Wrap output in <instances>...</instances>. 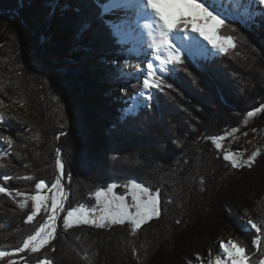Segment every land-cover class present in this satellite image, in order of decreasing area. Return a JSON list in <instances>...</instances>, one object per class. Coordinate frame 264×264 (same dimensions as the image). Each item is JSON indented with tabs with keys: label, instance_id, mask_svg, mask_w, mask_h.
Returning a JSON list of instances; mask_svg holds the SVG:
<instances>
[{
	"label": "trees",
	"instance_id": "16d2710c",
	"mask_svg": "<svg viewBox=\"0 0 264 264\" xmlns=\"http://www.w3.org/2000/svg\"><path fill=\"white\" fill-rule=\"evenodd\" d=\"M94 11L92 0H0V250L20 247L48 216L52 193L27 219L36 183L53 192L58 158L66 188L48 243L0 264H176L225 237L245 249L246 264H260L264 151L233 168L213 140L249 116L264 117V23L253 18L257 33L224 17L219 34L233 47L210 58L181 53L169 67L178 78L165 73L155 99L109 117L106 82L126 58L118 38L75 39L80 17ZM82 151L92 158L88 167L79 163ZM128 181L159 195V216L135 231L125 222L65 225L69 211L95 207L96 192L110 185L126 196Z\"/></svg>",
	"mask_w": 264,
	"mask_h": 264
},
{
	"label": "snow or ice",
	"instance_id": "6c2138e0",
	"mask_svg": "<svg viewBox=\"0 0 264 264\" xmlns=\"http://www.w3.org/2000/svg\"><path fill=\"white\" fill-rule=\"evenodd\" d=\"M92 2L97 5L100 11H94L88 16L80 17L75 35L77 41L88 33L94 34L102 42H108L113 38L120 37L122 34L118 29L121 25L106 20L104 14L120 7L134 10L136 15L135 28L143 31L151 54V57L147 60V76L143 79L146 101L155 99L154 94L151 92L152 88L161 89L163 80L169 79L165 73H172V79L178 78L175 70L169 68L168 65L180 63L181 52H184L185 49H196L199 51L196 37L192 33H197L203 41H206L213 50H217L219 53H226L230 47L234 46L230 37H224L219 34L220 26L224 24V21L219 18L218 13L214 14L216 12L213 7L215 0H212V3L208 4V6H205L207 0H204V2H201V0H109V3L106 4H100L99 0H92ZM259 2L264 5V0H259ZM210 8L212 9L211 11L209 10ZM75 11L79 13L80 9L77 8ZM109 28L113 29V31L109 32ZM115 42L121 43L122 41L116 39ZM84 51H91V49L84 48ZM157 64L159 67H156ZM171 86V84L168 85V87ZM213 143L217 149L221 148V144L216 140H213ZM223 158L225 161H232L233 168L237 167L231 154L226 153ZM79 163L88 167L93 161L87 152L82 151ZM56 165L58 169L62 167L59 158L56 161ZM60 183L61 180L57 179L52 188H58ZM45 186L44 181L35 185L37 194L32 197V200L35 202L36 209L33 215L27 217L28 221L33 220V216L40 210L41 205L47 199V197L39 194ZM132 187L138 189L141 195L138 196L136 192H133L131 205L125 204L124 197L120 196L118 198L120 203L115 204V210L110 211L107 216H102L100 218L101 221L110 219L113 224H122L125 219H130L134 226L133 231H135L145 221L151 220L153 216H159L160 201L158 196L152 195L147 187H141L140 184H133ZM112 189L113 185H110L108 192H112ZM4 191L5 189L0 187V192ZM101 195V192H96L98 200ZM107 203L109 209H112L114 202L109 200ZM20 207L23 208L24 205L21 204ZM59 207L61 205L57 203L56 197L53 196V214L48 217V221L41 225L35 235H31L24 240L23 248L17 249V251L22 252L31 248L33 252H36L38 248L48 243V237L53 235V232L48 231V229L54 230L55 211ZM67 216L72 217L73 212L69 211ZM49 221L52 223H49ZM64 223L65 225L68 224V218H65ZM84 223H88V220L85 219ZM99 226L104 227V224L101 223ZM252 227L255 228L256 226L253 224ZM220 248L231 264H245V249L243 247L230 240L222 243ZM5 255V252L0 251V257ZM213 264H226V261L222 260L218 255Z\"/></svg>",
	"mask_w": 264,
	"mask_h": 264
},
{
	"label": "rangeland",
	"instance_id": "374dc122",
	"mask_svg": "<svg viewBox=\"0 0 264 264\" xmlns=\"http://www.w3.org/2000/svg\"><path fill=\"white\" fill-rule=\"evenodd\" d=\"M222 2L224 6L228 8L226 9L228 13H226L224 16L240 19L244 24L252 27V29H254V31H256L257 33L260 32L261 27L259 26V24H257V22L253 20V18L257 16L261 20V22L264 23V5L260 4L259 0H226ZM249 15L252 17V19L249 17ZM224 16H222L220 19H222ZM104 18L107 20V17L105 15ZM118 39L122 41L121 43H119L121 47L118 54L123 55L126 59L123 66L118 69L116 76L111 80H107L106 82L107 86L104 90V94L106 97V101H108L110 104V110H108L107 113L109 117H111L112 115L133 113L136 111L139 105L149 102L145 100V92L143 89V79L147 76V65H144V67H142L140 75H136V67L131 66L132 61L129 55L132 51L126 47L125 39H122L121 36L118 37ZM199 48L200 46H198V49ZM193 50L185 49L184 52L189 54L193 59H199V57L210 58L214 55L221 54L218 51L209 53L207 50H204V47L202 45L201 50ZM150 57L151 55H148V57H144L143 59L148 60ZM109 59L113 61L114 56H111ZM156 67H159V65L157 64ZM168 67H170V65H168ZM137 68H139V66ZM129 72H131L130 78H127L126 73ZM132 91L133 93H131ZM154 91L155 88H152L151 92L154 93ZM118 103H120V105ZM4 140L5 136L2 130H0V144ZM216 141L221 144V148H219L218 150L223 156L226 153L231 154L234 157L237 166L249 165L253 163L256 157L262 154V152L264 151V117L260 119L255 116H249L239 127L231 129L226 134L216 138ZM2 153L3 152L0 151V154ZM229 162L232 164V161ZM60 169L62 171V168ZM60 169H58L59 173ZM133 184L139 183L135 181H128L123 184V188L127 191L126 196L119 194V192L117 191V187L119 186L118 184H113L112 192H108L109 187L100 191L102 195L100 196L99 200L97 199L96 206L91 209H80L78 211H74L72 217L67 216L68 224L84 223L85 219L88 220V223L86 224L91 225H100L101 223H104L106 221H111L110 219H104L103 221H101L100 218L102 216H107L110 211L115 210V204L120 203L118 199L120 196L124 197L125 204L131 205L132 193L136 192L138 196L141 195L138 189H134L132 187ZM141 187L144 186L141 185ZM58 188L54 189L53 192H44L42 189L39 194L46 197L49 193H52L56 197L59 190ZM149 192L152 195L158 196V199L160 201V197L157 193L151 192L150 190ZM109 200L114 202L112 209H109L108 207L107 202ZM45 203L46 200L42 205H44ZM51 210L52 207L50 208L49 213L51 212ZM155 217L157 216H153L152 218ZM242 221L244 222V219H242ZM124 222L129 223L132 225V227H134L130 219H125ZM146 222L147 221H145L144 223ZM144 223H142L140 226H142ZM55 232L56 229L54 233ZM50 239H48V241ZM227 241H230L228 237L217 241L209 240V243L207 244V246H205V248L194 250L189 254H186L188 256L183 261H174L177 262L176 264H213V262L219 255L222 260L226 261V263H229L227 256L220 248V245L222 243H226ZM262 263H264V258L260 264ZM37 264H46V262L42 261Z\"/></svg>",
	"mask_w": 264,
	"mask_h": 264
},
{
	"label": "bare ground",
	"instance_id": "6f19581e",
	"mask_svg": "<svg viewBox=\"0 0 264 264\" xmlns=\"http://www.w3.org/2000/svg\"><path fill=\"white\" fill-rule=\"evenodd\" d=\"M222 1H226V0H215V3L213 4V7L216 9V12H214V14L218 13L219 18L224 16L226 13H228V11L226 10L228 8H226V6H224ZM99 2H100V4L109 3V1H107V0H99ZM201 2H204V0H201ZM211 3H212V0H207V3L205 4V6H208V4H211ZM209 10L211 11L212 9L210 8ZM104 15L107 17V20H110L113 23L121 25L120 28L118 29L122 34L121 38L125 39L126 47L132 51L129 54L131 57V61H132L131 66L136 67L135 74L140 75L142 67H144V65H147V60H144L143 58L144 57L146 58V57H148V55H151V54H150L148 44L146 42V38H145L143 31L137 30L135 28L136 15H135L134 10L131 8H127V7H120V8L112 9L109 12L105 13ZM192 35L196 37L197 46H200L199 50H201V45H202L204 47V50H207L209 53L217 51V50H213L211 45H208L206 41H203V39L200 38L197 33H192ZM138 66H139V68H137ZM130 75H131V72L126 73L127 78H130ZM131 93H133V91ZM118 104L120 105V103H118ZM60 173H62L61 169H60ZM56 200H57V203L59 205H61V207H59L55 211L56 219L54 222V224H55L54 230L51 228L48 229V231H52L53 233L56 229L58 219H59L61 210H62L63 205H64L63 204V189L61 187L59 188V190L57 192ZM52 214H53V209L51 210V212L49 213V215L47 216V218L45 219V221L41 225H43L46 221H48V217ZM49 223H52V222L49 221ZM41 225L37 228V230L41 227ZM36 231L31 235H35ZM51 237L52 236L48 237V239H50ZM39 249L40 248H38L37 250H39ZM27 250H31V248H29ZM3 252H5V251H3ZM5 256H3V257H5ZM3 257H0V259H2ZM226 264H231V262L229 261V263H226ZM262 264H264V263H262Z\"/></svg>",
	"mask_w": 264,
	"mask_h": 264
},
{
	"label": "water",
	"instance_id": "95a60500",
	"mask_svg": "<svg viewBox=\"0 0 264 264\" xmlns=\"http://www.w3.org/2000/svg\"><path fill=\"white\" fill-rule=\"evenodd\" d=\"M250 29L252 30V28L250 27ZM120 51V50H119ZM60 161H61V165H62V173L60 174L59 173V179L61 180V183H60V185H59V188L61 187L62 189H63V204H64V201H65V199H66V188H65V185H64V181H63V177H64V165H63V162H62V160L60 159ZM58 188V189H59ZM47 218V217H46ZM45 218V219H46ZM45 219H44V221H45ZM43 221V222H44ZM42 222V223H43ZM57 227H58V223H57V226H56V231H57ZM30 236V235H29ZM28 236V237H29ZM27 237V238H28ZM26 238V239H27ZM25 239V240H26ZM23 248V244L20 246V247H18V248H15V249H10V250H0V251H5V253H6V256L7 255H10V254H12V253H15V252H20V251H17V249H22ZM24 251H27V249L26 250H24ZM23 252V251H22Z\"/></svg>",
	"mask_w": 264,
	"mask_h": 264
}]
</instances>
